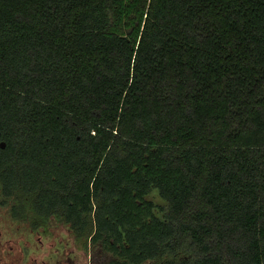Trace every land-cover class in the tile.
I'll return each mask as SVG.
<instances>
[{"label": "trees", "instance_id": "obj_1", "mask_svg": "<svg viewBox=\"0 0 264 264\" xmlns=\"http://www.w3.org/2000/svg\"><path fill=\"white\" fill-rule=\"evenodd\" d=\"M0 133L85 245L264 264V0H0Z\"/></svg>", "mask_w": 264, "mask_h": 264}, {"label": "flooded vegetation", "instance_id": "obj_2", "mask_svg": "<svg viewBox=\"0 0 264 264\" xmlns=\"http://www.w3.org/2000/svg\"><path fill=\"white\" fill-rule=\"evenodd\" d=\"M6 147L7 143L0 133V149L5 150ZM4 154L9 153L0 152V155ZM13 158V176L10 175V168L0 167V264H78V255L74 254L73 248L70 249L68 240L62 237L68 232L78 249L89 252V264H150L148 261L135 262L132 256L122 255L124 249L119 244L108 246L107 237L102 239L103 233L97 228L89 238L88 245H85L82 239L77 238L73 226L62 216L40 208V205H47L46 200L43 202L39 199L43 192L37 194L34 188L32 200H24L19 185V158ZM96 211L95 204L93 217ZM23 224H27L25 233L21 231ZM51 238H54L53 242H49ZM110 242L114 244L112 240ZM126 249L130 247L126 246Z\"/></svg>", "mask_w": 264, "mask_h": 264}, {"label": "rangeland", "instance_id": "obj_3", "mask_svg": "<svg viewBox=\"0 0 264 264\" xmlns=\"http://www.w3.org/2000/svg\"><path fill=\"white\" fill-rule=\"evenodd\" d=\"M149 200H152L153 202H155L157 205L159 206H164L165 202L161 199V197L159 196L158 192H153L149 198ZM27 229V224H23L21 227V231L22 233H25ZM54 230H58L56 228H54ZM59 230H61V228H59ZM27 232V231H26ZM62 237H64L66 240H68V242L70 243V249L73 248L74 249V254L78 255V264H89V252L85 251V250H81L78 249L75 244L73 243V236L68 232L67 234H63ZM54 238L49 239V242H53Z\"/></svg>", "mask_w": 264, "mask_h": 264}]
</instances>
